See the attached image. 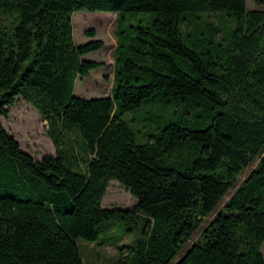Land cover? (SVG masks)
<instances>
[{"label":"trees","instance_id":"16d2710c","mask_svg":"<svg viewBox=\"0 0 264 264\" xmlns=\"http://www.w3.org/2000/svg\"><path fill=\"white\" fill-rule=\"evenodd\" d=\"M254 3L0 0V118L21 98L54 148L34 160L0 120V264H83L77 241L126 215L142 228L114 264H264V0ZM78 10L115 12L118 23L156 12L118 30L108 97L73 96L104 66L82 58L100 40L74 44ZM152 101L171 118L139 144L129 123L145 131L136 113ZM110 180L136 200L131 212L101 207Z\"/></svg>","mask_w":264,"mask_h":264},{"label":"rangeland","instance_id":"374dc122","mask_svg":"<svg viewBox=\"0 0 264 264\" xmlns=\"http://www.w3.org/2000/svg\"><path fill=\"white\" fill-rule=\"evenodd\" d=\"M246 7L247 9L254 8V0H246ZM217 16V12H211L208 20L218 22ZM155 17L156 12L153 11H126L122 20L118 23V17L115 12L74 11L71 17L74 44L78 46L90 40H100L103 43V47L98 51L84 55L82 58L102 62L104 66L92 70L87 77L77 79L73 96L87 100L110 96L114 73L113 52L117 44L118 30L133 32L134 29L131 27L141 26L139 23L146 20L145 18L150 19V22ZM201 17L206 18L207 14L203 13ZM90 31L94 32V37H90L88 34ZM136 114V119H139L141 114L143 115L142 123L146 127L145 131L138 133L136 130L140 129L135 128L133 123H129L135 135V140L139 144L152 141L151 137L155 136L164 127L167 120L171 118L167 108L165 109L153 101L150 107L139 110ZM129 117H131V114H127V118ZM124 119L127 120L125 116ZM0 120L3 129L18 143L20 150L27 153L34 160L39 161L46 155H54L53 145L45 134L46 122L34 107L24 102L21 98H17L14 106L9 108L7 118H0ZM259 161L260 158L256 159L244 170L237 181L238 186L248 173L256 167ZM233 191L229 190L227 192L207 221L223 206ZM20 198L24 199L25 196H20ZM135 204L136 200L118 181H109L106 193L102 199V208H115L131 212ZM141 228L142 218H136L134 215H126L123 219L115 218L102 222L100 235L96 241L87 242L82 239L77 241L83 264H114L118 258V248L132 245L140 235ZM197 236L198 233L189 240L188 244H191ZM260 251L264 256V242L260 245Z\"/></svg>","mask_w":264,"mask_h":264}]
</instances>
